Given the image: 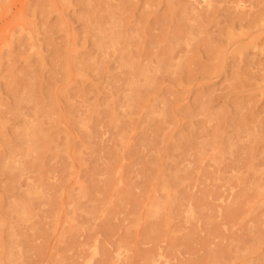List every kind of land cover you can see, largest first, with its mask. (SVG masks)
Returning <instances> with one entry per match:
<instances>
[{
	"label": "rangeland",
	"instance_id": "rangeland-1",
	"mask_svg": "<svg viewBox=\"0 0 264 264\" xmlns=\"http://www.w3.org/2000/svg\"><path fill=\"white\" fill-rule=\"evenodd\" d=\"M0 264H264V0H0Z\"/></svg>",
	"mask_w": 264,
	"mask_h": 264
}]
</instances>
